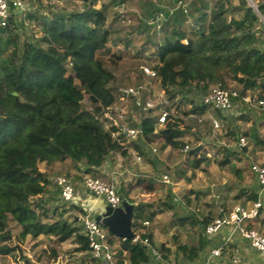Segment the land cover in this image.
<instances>
[{
  "label": "trees",
  "instance_id": "1",
  "mask_svg": "<svg viewBox=\"0 0 264 264\" xmlns=\"http://www.w3.org/2000/svg\"><path fill=\"white\" fill-rule=\"evenodd\" d=\"M181 1L187 13L180 7L141 5L144 12L137 19V28L155 47L156 62L150 68L156 76L148 78L140 71V80L155 83L170 104L189 103L191 110L184 114L187 116L204 113L206 107L201 99L213 87L238 92L233 110L242 108V98L253 91H258L264 100V0H250L252 5L247 0H216L213 5L209 0ZM80 2L79 9L68 13L55 8L43 12L40 7L23 19L12 13L7 25L0 27V256L15 258L19 252L24 264L31 262L23 256L19 244L28 237L35 240L40 236L54 237L61 244L70 241L75 251L85 254L92 264H107L92 257L80 219L71 212L77 210L84 216L85 211L64 202L53 183L58 175L69 179L68 171H58V166L64 168L69 161L68 168L76 170L78 180L82 173L102 178L100 170L112 162L113 153L132 157L131 149L146 158L155 139L163 142L162 148L182 150L186 146L181 140L182 121L168 114L160 127L158 108L144 113L133 104L142 113L130 127L138 130L135 139L125 136L120 123L106 118L116 104V88L111 85L115 76L100 55L110 52L115 35L108 25V11L114 0L108 5L106 0ZM97 3H101L100 8ZM167 8H173V13L169 14ZM160 13L163 19L156 23ZM189 17L192 24L187 27ZM127 38L128 35L117 37L118 42L113 43L126 47ZM120 56L114 54L113 61H121ZM84 101L88 102L87 108L83 107ZM169 107L165 110L169 111ZM260 109L262 113L252 123V129L244 133L239 132L236 119L249 118L241 115L233 119V110L214 111L227 125V138L235 143L223 148L220 167L229 164L230 157L239 151H247V146L242 150L236 146L240 133L248 141L262 143L257 129L260 121L264 123V108ZM187 153L193 158L190 164L194 170L206 160L204 154L199 156L192 148ZM153 179L148 180L149 185ZM118 193L122 201L127 200L126 187L120 186ZM247 200L254 202L256 193H248ZM146 209L148 206L141 204L133 207L131 228L136 241L119 239L107 231L114 264H149L154 259L152 249L159 255L164 251L163 258H168L169 249L164 244L156 247L149 231L140 234L146 229L143 223L149 224L155 217ZM211 219L195 220L201 228L196 246L177 247L189 261L198 262L208 246H219L214 236L204 234ZM12 224L20 229L18 245L8 244ZM245 227H264V209ZM144 239L147 245L142 244ZM114 241L119 245L116 249ZM234 249L229 243L221 254L233 253Z\"/></svg>",
  "mask_w": 264,
  "mask_h": 264
},
{
  "label": "rangeland",
  "instance_id": "2",
  "mask_svg": "<svg viewBox=\"0 0 264 264\" xmlns=\"http://www.w3.org/2000/svg\"><path fill=\"white\" fill-rule=\"evenodd\" d=\"M110 1L106 0V4H111ZM177 1L179 0H114L113 6L109 8L108 25H110L115 35H113L110 42V52L100 55V59L115 76V82L111 85L116 88V104L111 108L112 114H106V118L111 117V121L115 124L120 123L122 126L130 128L132 123L138 122L142 116V113L133 107V100L130 97H121L118 89L144 84L146 86L151 85L155 91L159 90L155 83H150L148 79L140 80L141 77L139 78L141 66L150 68L156 62L155 47L145 39L143 34L138 32L137 19L142 17L144 12L141 5L144 3L152 7H176ZM215 1L209 0L211 5ZM100 4L97 3L96 7L100 8ZM23 5L24 10L18 13V17L22 19L25 18L28 12L35 11L39 7L43 12L55 8L68 13L74 9H79L81 2L80 0H23ZM191 24L192 19L189 17L186 26L190 27ZM25 25L28 26V23ZM29 27L32 28L33 26L29 25ZM32 30L35 34H38L34 28ZM125 35L129 36L126 39V47L119 43H113L114 41L118 42L117 37L125 38ZM119 53L121 61H113V55H119ZM249 96L261 98L258 91H253ZM198 104H200L199 101ZM83 107H88L87 101L83 102ZM190 110L189 103L185 102L177 105V102H175L170 104L167 112L182 121L180 126L184 130V136L181 139L183 143L188 145L189 149H199V156L205 155L206 160L198 169H192L190 161L193 158L188 153H182L181 150H175L171 147L162 148L163 142L160 139H155L151 143L150 148L152 149L148 148L149 150H147L149 152L148 157H142L141 163H136L131 157L123 158L119 153H113L110 164L115 171L104 176L101 175L104 180L112 182L118 189L120 186L123 188L125 185L131 189L134 188L135 194H133L131 201L138 205H147L146 212L155 214L153 221L145 226V231H141L140 234L149 231L152 234V240L153 238L158 239L165 246H168L170 252L168 263L171 264L179 245L196 246L201 228L195 223V220L202 221L207 217H216L222 211H228L230 207L235 206L237 202L235 197L239 195L242 183L244 182L246 186L255 183L253 174L250 173L249 177L246 176L245 182L244 179L240 180L236 176L235 169L241 167L246 170V167H248L247 159L249 164L251 161L264 166V123L260 121L257 125L259 139L262 143L256 144L252 140H246L248 142L246 145L247 151H239V153L230 157L229 164L220 167L218 162L223 159V148L233 147L235 144L226 136V123L208 108L199 116L184 115ZM233 112L236 113L232 116L233 119L241 115L249 118L248 121H238V118L236 119L239 132L244 133L245 130L252 129V123L260 116L262 110L252 106H242L240 109L235 108ZM230 119L228 118V121ZM213 120L218 122V128L213 127ZM153 149L156 151L153 152ZM151 161H155V171ZM129 168L135 170L134 172L137 175L131 174L130 178H127L128 172L126 171L130 170ZM41 169L49 172V169L44 165H41ZM151 175H155V179L149 185L148 180L152 178ZM164 175L169 177L170 183L162 182ZM127 200H123L115 209H124L126 204L129 205ZM100 201L103 204L105 203L104 199ZM80 202L75 196L72 203L80 206ZM83 205L85 207V210H83L85 211L84 216H88L92 220L99 216L95 214L94 210L92 213L88 205L84 203ZM71 212L72 215L78 216V219L83 216L77 210ZM10 230L12 239L8 244L18 245L19 242L16 236L19 234L20 229L12 224ZM118 246V242L114 241V249ZM19 247L23 256L28 258L31 264H92L85 254L75 251V244L70 241L61 244L54 237L40 236L35 240L28 237L23 243L19 244ZM251 252L245 255L246 258L242 259L246 262L245 264H264V256L259 255L252 249ZM159 253L163 257L164 251ZM226 253V256L230 257L232 252L228 251ZM20 257L19 252L16 253L15 258L13 256H0V264H24ZM196 263L195 261L194 264ZM187 264H190V262Z\"/></svg>",
  "mask_w": 264,
  "mask_h": 264
},
{
  "label": "built area",
  "instance_id": "3",
  "mask_svg": "<svg viewBox=\"0 0 264 264\" xmlns=\"http://www.w3.org/2000/svg\"><path fill=\"white\" fill-rule=\"evenodd\" d=\"M182 8L184 13H187L186 5L181 0L177 1L176 8ZM24 10L22 0H0V27H5L12 16V13H19ZM169 14H172L174 9L167 8ZM163 19L162 13L158 14L155 22L159 23ZM158 27V26H157ZM145 77L154 78L155 72L146 66L140 67ZM121 97H130L133 104L142 112L158 108V125L161 127L166 123L168 112L165 110L170 106V102L166 98L163 91L153 90L151 85L140 84L126 89H118ZM238 92L235 90H226L219 87H213L208 94L202 97L201 104L212 111L230 112L234 109V101L238 99ZM242 106L264 108V100L257 97L245 96L241 100ZM213 127L218 128L219 124L216 120L212 121ZM120 130L130 139H135L138 130L133 128L120 127ZM247 142L243 134L237 136L236 146L239 150L246 147ZM189 146L186 145L181 152L187 153ZM155 152V149H153ZM132 159L136 163L142 162V157L137 153L132 152ZM250 172L256 177L258 182V191L256 200L252 202L249 208L240 205H235L228 211H222L218 216L212 218L204 227L206 236H214L223 230H227L221 247L211 251L210 255L203 264H211L213 257H218L221 254L223 247H226L231 239L237 235L248 242L250 248L259 255L264 256V234L254 229H247L245 223L254 219L261 209H264V166L259 164H251ZM162 182L170 183L167 175L162 177ZM53 183L60 189V195L64 202H73L75 199V190L72 181L65 176L58 175L54 177ZM80 183L83 189L96 199H104L108 206L112 208L118 207L122 199L118 193V187L112 182H108L102 178L94 177L91 174L82 173ZM82 227L86 233L88 248L94 259L104 261L107 264H114L113 254L108 244L107 230L102 228L95 220L88 216H82L80 219ZM144 226L148 223L144 222ZM137 237L133 240L136 241ZM143 245L148 244V240L142 241ZM151 254L155 260H160L161 257L154 249ZM229 264H243L240 250L235 248L230 258Z\"/></svg>",
  "mask_w": 264,
  "mask_h": 264
},
{
  "label": "crops",
  "instance_id": "4",
  "mask_svg": "<svg viewBox=\"0 0 264 264\" xmlns=\"http://www.w3.org/2000/svg\"><path fill=\"white\" fill-rule=\"evenodd\" d=\"M239 108V107H238ZM121 127H125V126H121ZM151 147V144L149 146V148ZM166 148V147H165ZM152 149V148H150ZM156 151V150H155ZM134 152V153H137L136 151L134 150H131L130 149V155L131 153ZM131 157V156H130ZM132 158V157H131ZM250 160V159H249ZM247 161V166L246 167V170H244L243 168L241 167H237L236 169L238 170V174L236 173V176L241 180V179H244L243 181H245V179L247 178L246 176L249 177L250 175V165L253 164L254 162H251L250 161V164L248 163V159L246 160ZM67 166H65L64 168L61 167V166H58L57 167V170L58 171H62L64 173H66V171H68V174H69V179L72 181V183L74 184V187H75V193H76V197L79 199V201H81V205L79 206L82 210H85V207L83 205V203L85 205H88L89 206V210L93 213V210L96 212L95 214L96 215H101L104 213L106 207L108 206L107 203L105 202L104 204L100 201L101 199H96L94 198L93 196H91L89 193H87L83 187L81 186V183H80V180L77 179V175H79L76 170L74 169H71V168H68L70 163L69 161H66L65 162ZM255 164V163H254ZM152 165H153V169L154 171L156 170V165H155V161H152ZM130 170L126 171L128 172V175H127V178H130L129 176L132 175H137L134 171L135 170H132L131 168H129ZM112 171H115V169L113 170V166L111 164H107L106 166H104L101 170H100V174L102 176L104 175H107L108 173H111ZM252 174V173H251ZM151 177H155V175H151ZM253 177L255 178V183L251 186H246L244 185L245 183L243 182L242 183V187H240V193L239 195H237L235 197V200L237 201L235 205H240V206H243L245 208H249L252 204L251 201H248L247 200V194L250 193V192H254V193H257L258 191V182L256 180V177L253 175ZM126 178V179H127ZM103 179V178H102ZM129 181V180H128ZM124 183V181H122ZM246 182V181H245ZM124 187H126V191L128 193L127 195V199L129 200L128 203L129 205H132L133 207L135 205H138L134 202H132V197H133V194H135L134 192V188H130L128 187L127 185H125ZM263 203H264V197H263ZM74 204V203H73ZM75 205V204H74ZM234 207V206H232ZM230 207V209L232 208ZM84 208V209H83ZM87 209V208H86ZM229 209V210H230ZM214 218V217H213ZM257 230L258 232H261V233H264V227L262 228H259V229H255ZM227 233L228 231L225 229L223 231H221L220 233H218L217 235H214V239L213 240H216V242L218 243L219 242V246L218 247H214V248H210L209 246L206 248V250L204 251V253L201 254V257H200V260L196 263V264H203L204 261L207 259V257L210 255L211 251L219 248L225 237L227 236ZM153 243L156 247H159L161 244V241H158V239H154L153 238ZM233 245H234V248H237L240 250V253H241V256H242V259L246 258L245 255H248L249 252H251V248L248 244L247 241H245L244 239L240 238L239 236L235 235L232 239H231V242ZM197 245V243H196ZM168 248V246H166ZM170 253V252H169ZM169 253H167V256L169 255ZM252 253V252H251ZM227 253H222L220 254V256L218 257H213L212 258V262L211 264H229L230 263V259H229V256H226ZM161 259L160 260H151V262L149 264H171V263H168V258H163L162 256H160ZM243 261V260H242ZM188 262H190V264H194L195 261H189L188 259H186V257L183 256L182 253H179L176 249V254L174 255L173 257V263L172 264H187ZM246 262L243 261V264H245Z\"/></svg>",
  "mask_w": 264,
  "mask_h": 264
},
{
  "label": "water",
  "instance_id": "5",
  "mask_svg": "<svg viewBox=\"0 0 264 264\" xmlns=\"http://www.w3.org/2000/svg\"><path fill=\"white\" fill-rule=\"evenodd\" d=\"M247 1L251 4L250 0ZM198 150H193V153L197 154ZM133 216V206L126 204L124 209L117 210L107 206L104 213L94 220L96 223L103 225L111 235L122 240L133 241L136 238L131 228Z\"/></svg>",
  "mask_w": 264,
  "mask_h": 264
}]
</instances>
